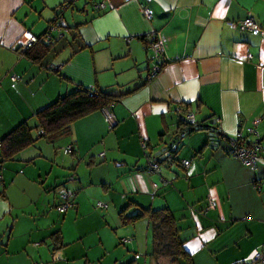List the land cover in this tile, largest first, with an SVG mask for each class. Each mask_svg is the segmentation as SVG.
<instances>
[{
  "label": "crops",
  "instance_id": "1",
  "mask_svg": "<svg viewBox=\"0 0 264 264\" xmlns=\"http://www.w3.org/2000/svg\"><path fill=\"white\" fill-rule=\"evenodd\" d=\"M66 3L69 40L53 47L58 54L40 63L20 55L23 32L41 36ZM247 18L263 32L232 25ZM74 26L83 47L71 40ZM153 33L166 61L149 77ZM49 62L61 65L58 74ZM76 84L121 95L116 124L108 128L92 111L68 136L39 139L0 164V264H177L152 257L146 218L121 223L130 201L137 206L128 214L147 204L169 208L193 264H249L264 250V163L251 168L229 152L241 132L259 138L264 156V0H0V138L23 120L32 124L34 112ZM185 106L199 128L184 135L173 159L188 168L158 154ZM251 126L257 135L247 133ZM148 157L165 169L149 172ZM59 186L72 193L65 212L56 209ZM95 196L108 200L99 212L90 207Z\"/></svg>",
  "mask_w": 264,
  "mask_h": 264
},
{
  "label": "trees",
  "instance_id": "2",
  "mask_svg": "<svg viewBox=\"0 0 264 264\" xmlns=\"http://www.w3.org/2000/svg\"><path fill=\"white\" fill-rule=\"evenodd\" d=\"M69 5L67 3L66 8H69ZM52 22L57 29L52 32L45 31L50 34V39L46 42L43 40L45 32L41 36H38L39 40L26 50L24 54L26 58L40 63L48 53L51 52L53 55L58 54L59 50H52L56 44L62 42L66 44V39L69 40L66 37V30H62L63 28L66 29V26L60 23L54 24L55 20H52ZM76 28L78 27L74 26L72 31L73 38L71 40L75 45L82 46L80 43L81 37L76 32ZM72 51L76 53L79 50ZM56 65H59L61 68L60 64L52 62L45 64V67L58 74L60 68H55L54 66ZM120 97L121 95L109 93L99 86L87 88L76 84L71 91L59 96L53 102L34 112L32 116L35 121L32 124L28 120H23L0 138V164L12 159L17 153L33 145L39 139H45L49 143H54L61 137L68 136L71 126L76 120L92 111L99 110L101 112V109L107 105H112V109L113 104ZM185 108L187 109L186 106ZM182 125L186 126L185 123ZM70 149V151L65 152L64 147L62 152L69 154L72 151V147ZM134 206L137 205L130 201L119 211V219L123 225L132 224L142 218L148 220L152 231L151 255L155 260L165 258L171 263L178 264V261L182 260L184 264H193L191 254L184 248L183 242L179 237L175 218L169 208L161 207L153 209L138 206L134 214H128L127 210Z\"/></svg>",
  "mask_w": 264,
  "mask_h": 264
},
{
  "label": "built area",
  "instance_id": "3",
  "mask_svg": "<svg viewBox=\"0 0 264 264\" xmlns=\"http://www.w3.org/2000/svg\"><path fill=\"white\" fill-rule=\"evenodd\" d=\"M103 6H105L104 2L101 3L97 2L94 4V7L97 9ZM66 7H67V3L64 4L63 6H60L57 9L58 13L56 17L53 19L55 20L54 24L57 23L61 24L62 16L59 13L64 12L67 9ZM109 7L112 8V5L110 3H109ZM142 10L145 17L149 18L151 16L149 10L146 7L142 6ZM232 25L238 26L239 28L244 30L259 31L261 33L263 32L262 27L258 23H256L252 18H247L240 22L232 23ZM48 27H49L48 31L50 32L57 29V27L53 25V22L50 23V26ZM49 39H50V34L47 32L45 33L43 40L46 42ZM38 40H39L38 36L33 34L32 32L30 31L23 32L18 42L17 52L20 55L24 56L26 50L32 47V45L36 43ZM146 40H147V48L151 52V58H152V63L148 71V76L152 77L160 70V68L163 66V64L166 61L163 52L164 41L162 38H160L154 33L150 34ZM54 67L60 68L59 65H56ZM11 79L15 80L17 79V76L12 75ZM111 106L112 105H107L101 109V113L103 115L104 121L108 125V128H112L116 124L115 115L111 109ZM183 116L186 127H196L197 124L195 123L194 115L190 109L187 108ZM257 122H258L257 120H254L253 125H256ZM213 132L216 135L217 133H220V129L216 128L213 130ZM247 133L249 135L250 134L257 135L253 126L247 128ZM143 147L144 148L146 147L144 143H143ZM70 148L71 146H67L64 151L68 152L71 150ZM229 149H230L229 152L237 159H239L242 162V164L246 166L254 168L258 163H264V156L260 153L259 138L249 139L248 137L243 136L241 132H239L229 139ZM103 154L104 152H101L99 155H103ZM173 161H174L173 159L171 160L167 159L168 164L173 163ZM179 164L184 168H188L190 166V162L188 160H181ZM146 168L149 172L157 173L160 171V165L157 162L153 161L151 157H148L146 160ZM154 186H156V184H154ZM58 196L60 198L61 203L57 205L56 209L58 210V212H65L67 208H69L70 206L69 204L70 191L65 188H62L60 189ZM208 203H209V207H213L214 204L210 198L208 199ZM96 206L99 208H106L107 204L102 201H97ZM249 264H264V250L256 252L253 255Z\"/></svg>",
  "mask_w": 264,
  "mask_h": 264
},
{
  "label": "water",
  "instance_id": "4",
  "mask_svg": "<svg viewBox=\"0 0 264 264\" xmlns=\"http://www.w3.org/2000/svg\"><path fill=\"white\" fill-rule=\"evenodd\" d=\"M183 123H184V116L181 115L180 116V123L177 125V127L175 129L174 136L158 152V154L163 153V155L161 156V160H163V161L166 160L167 161V159H170V160L173 159V154L175 153V149L178 146L180 140L184 137V135L187 132H190L192 130H198V128H199L197 126L196 127H186V126L182 125ZM207 125L210 126L211 122H209ZM209 136H210V140H213L216 135L212 131V132L209 133Z\"/></svg>",
  "mask_w": 264,
  "mask_h": 264
},
{
  "label": "rangeland",
  "instance_id": "5",
  "mask_svg": "<svg viewBox=\"0 0 264 264\" xmlns=\"http://www.w3.org/2000/svg\"><path fill=\"white\" fill-rule=\"evenodd\" d=\"M181 148V147H180ZM177 156V155H176ZM174 157V156H173ZM178 160H177V162H174L173 164H175V163H177L178 164V162L179 161H181V159L180 158H177ZM164 162H167V161H164ZM162 164V166L160 167V169L161 170H164L165 169V165L166 164H163L162 163V161H160V165ZM77 172H78V169L76 170V175H75V180H77L78 178H77ZM60 187V188H59ZM58 188H59V191H60V189H62L61 188V186H59ZM71 189L73 190V187H71ZM97 190H100L101 191V187H93V189H92V191L93 192H98ZM74 191V190H73ZM59 193V192H58ZM47 194V193H46ZM71 195H72V193H70V198H69V204H70V206L72 205V201H71ZM98 200H102V201H105V202H108V200H107V198L106 197H103V196H95V198H94V201H95V203H94V205H92V204H90V207L91 208H93V209H95V210H97L98 212L100 211V210H98L95 206H96V202L98 201ZM69 206V207H70ZM115 207H116V205H115ZM148 207H150L148 204L146 205V208H148ZM134 209H136V208H134ZM154 209H155V207H154ZM71 211V210H70ZM69 211V212H70ZM113 213H115V210L113 211ZM130 213H132V212H130ZM64 216V215H63ZM63 216H61V218L63 217ZM112 218V217H111ZM112 220H114V218H112ZM112 220H110V223H111V221ZM74 224L75 223H71L69 226H71V227H73L74 226ZM98 232V231H97ZM149 241H151V237H150V235H149Z\"/></svg>",
  "mask_w": 264,
  "mask_h": 264
}]
</instances>
